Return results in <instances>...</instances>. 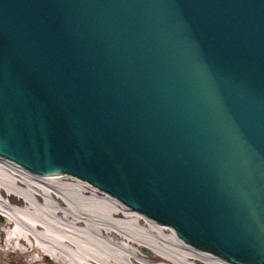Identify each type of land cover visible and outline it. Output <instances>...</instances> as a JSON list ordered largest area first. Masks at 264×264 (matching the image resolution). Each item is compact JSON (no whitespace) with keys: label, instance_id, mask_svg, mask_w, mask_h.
Masks as SVG:
<instances>
[{"label":"water","instance_id":"obj_1","mask_svg":"<svg viewBox=\"0 0 264 264\" xmlns=\"http://www.w3.org/2000/svg\"><path fill=\"white\" fill-rule=\"evenodd\" d=\"M0 156L264 264V0H0Z\"/></svg>","mask_w":264,"mask_h":264},{"label":"bare ground","instance_id":"obj_2","mask_svg":"<svg viewBox=\"0 0 264 264\" xmlns=\"http://www.w3.org/2000/svg\"><path fill=\"white\" fill-rule=\"evenodd\" d=\"M16 255L18 264H233L86 180L0 156V264Z\"/></svg>","mask_w":264,"mask_h":264},{"label":"rangeland","instance_id":"obj_3","mask_svg":"<svg viewBox=\"0 0 264 264\" xmlns=\"http://www.w3.org/2000/svg\"><path fill=\"white\" fill-rule=\"evenodd\" d=\"M17 256V255H16ZM12 256L9 260H8V264H18V262L21 261V259L17 256Z\"/></svg>","mask_w":264,"mask_h":264}]
</instances>
